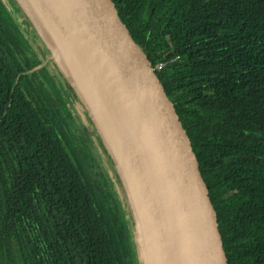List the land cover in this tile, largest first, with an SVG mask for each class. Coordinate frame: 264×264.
<instances>
[{
	"label": "trees",
	"instance_id": "trees-1",
	"mask_svg": "<svg viewBox=\"0 0 264 264\" xmlns=\"http://www.w3.org/2000/svg\"><path fill=\"white\" fill-rule=\"evenodd\" d=\"M113 2L191 137L228 263L264 264V0ZM24 19L0 0V264H138L121 178L89 173L70 104L94 122Z\"/></svg>",
	"mask_w": 264,
	"mask_h": 264
},
{
	"label": "water",
	"instance_id": "water-1",
	"mask_svg": "<svg viewBox=\"0 0 264 264\" xmlns=\"http://www.w3.org/2000/svg\"><path fill=\"white\" fill-rule=\"evenodd\" d=\"M16 1L69 77L107 97L105 125L77 91L120 169L147 264H229L191 137L113 0Z\"/></svg>",
	"mask_w": 264,
	"mask_h": 264
},
{
	"label": "rangeland",
	"instance_id": "rangeland-1",
	"mask_svg": "<svg viewBox=\"0 0 264 264\" xmlns=\"http://www.w3.org/2000/svg\"><path fill=\"white\" fill-rule=\"evenodd\" d=\"M21 29L25 34H27L30 42L34 44L35 50L38 52L40 58L44 60L47 59L49 71L54 77L57 78L56 80L58 82V85L59 86L61 84L68 85L72 87V91H74L73 88H75L76 92L80 90L82 93V91L84 90L83 88L84 86L81 84V82L84 80V78L81 75H77L75 79L71 77L72 78L71 80L69 75L65 72V69L60 64L58 57H56L53 47L46 41V39L43 37L41 32L37 29L35 24H33V22L29 18L28 21L26 20L24 21V27H21ZM81 101L84 102L82 99ZM70 110L72 112V117H73L72 127L74 134L76 136V140L80 144L82 142L81 138H85L87 141V147L90 152V156L87 154V152L84 149H83V154L88 160L89 173L93 176V178L96 181H98L101 184V186L104 187L105 183H107V181L109 180V178H111V176L113 175H116L118 177L120 176V169L116 163L114 156L109 151V149L105 147L104 143L102 144L101 141L96 138L97 139V140L95 139L96 145H93L90 138L91 137L90 131H94L92 136L96 137V135L99 132L97 129L98 128L97 125L90 123V121L88 120V115H85L86 121L82 120L79 113L77 112V108L75 107V105L70 104ZM86 110L82 111L81 113L89 114L90 111L88 110L87 107ZM121 181L122 179L120 180V185H121L120 188H122L121 189L122 194L121 196H118L117 199L118 202L122 204L124 208L123 211L127 215L126 219L129 226V232L132 238V242L134 245V251L137 262L138 264H147L146 255H145L146 253L141 240L138 224L134 217V213L131 205L132 203L126 191L124 192L123 181L122 182Z\"/></svg>",
	"mask_w": 264,
	"mask_h": 264
},
{
	"label": "bare ground",
	"instance_id": "bare-ground-1",
	"mask_svg": "<svg viewBox=\"0 0 264 264\" xmlns=\"http://www.w3.org/2000/svg\"><path fill=\"white\" fill-rule=\"evenodd\" d=\"M81 84L84 86L83 87L84 90L81 93L84 100L87 102L89 107L97 116L98 120L102 122V124L107 125L109 122L108 119L109 105H108L107 97L104 94L103 90L95 86L91 81L84 80L81 82ZM110 131H111V135H113L116 138L112 126ZM152 264H154L153 259H152Z\"/></svg>",
	"mask_w": 264,
	"mask_h": 264
},
{
	"label": "built area",
	"instance_id": "built-area-1",
	"mask_svg": "<svg viewBox=\"0 0 264 264\" xmlns=\"http://www.w3.org/2000/svg\"><path fill=\"white\" fill-rule=\"evenodd\" d=\"M164 66V64L163 63H160L159 64V66H158V68H162ZM156 70H157V68H155Z\"/></svg>",
	"mask_w": 264,
	"mask_h": 264
},
{
	"label": "flooded vegetation",
	"instance_id": "flooded-vegetation-1",
	"mask_svg": "<svg viewBox=\"0 0 264 264\" xmlns=\"http://www.w3.org/2000/svg\"><path fill=\"white\" fill-rule=\"evenodd\" d=\"M23 27H24V25H23Z\"/></svg>",
	"mask_w": 264,
	"mask_h": 264
}]
</instances>
